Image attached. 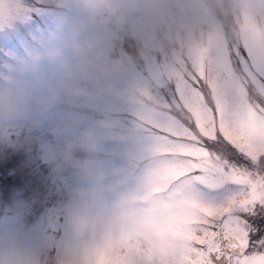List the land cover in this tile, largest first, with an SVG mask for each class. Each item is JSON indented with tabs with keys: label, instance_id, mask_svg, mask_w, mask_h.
I'll list each match as a JSON object with an SVG mask.
<instances>
[{
	"label": "clouds",
	"instance_id": "1",
	"mask_svg": "<svg viewBox=\"0 0 264 264\" xmlns=\"http://www.w3.org/2000/svg\"><path fill=\"white\" fill-rule=\"evenodd\" d=\"M87 22L97 31L87 39L72 41V59L60 49L47 53L61 71L54 82L37 70L36 61L22 62L15 74L0 75V145L18 146L19 130L31 120L33 103L47 109L60 90L70 95L110 93L134 113L132 122L104 113L101 128L89 127L73 134L62 145L46 149L45 158L57 171L78 169L98 184L103 172L94 160L78 159L77 149L95 155L105 139L125 145V178L103 191L86 186L68 189L67 243L51 264H145L158 248L173 249L175 229L201 213L208 198L183 172L179 138L185 128L176 114L187 99H169L155 82L131 76L122 86L109 82L88 88L81 81L96 82L125 66L129 57L110 46L113 35L136 41L138 58L155 61L159 79L176 88L180 82L200 77L211 97L221 85L232 97H240L241 75L228 71L225 50L247 44L258 62L264 63V0H80ZM16 0H0V27L19 12ZM29 73L32 79H28ZM239 104L229 111L237 122ZM245 175L264 187V136L245 137ZM260 173V175H257ZM0 264H42L26 240L0 237Z\"/></svg>",
	"mask_w": 264,
	"mask_h": 264
},
{
	"label": "rangeland",
	"instance_id": "2",
	"mask_svg": "<svg viewBox=\"0 0 264 264\" xmlns=\"http://www.w3.org/2000/svg\"><path fill=\"white\" fill-rule=\"evenodd\" d=\"M16 3L20 6L19 12L0 27V75L15 74L12 70L19 68L22 62L34 60L37 70L54 82L61 67L57 60L49 59L47 53L60 49L64 57L71 60L72 41L87 39L97 29L87 22L80 0H16ZM110 46L126 54L130 58L128 63L96 82L81 81L83 86L103 87L109 82L122 86L125 80L136 76L157 83L169 99L176 98L174 86L159 79L155 61L149 64L138 58L132 37L113 35ZM225 57L237 75L250 63L247 52L239 44H234L230 53L226 49ZM28 79H32L31 73ZM232 98L229 94L230 102ZM253 99L264 103L262 97L254 95ZM181 108L184 110L176 113L185 126L181 144L195 147L199 138L198 154H203V149L207 148L233 165L248 166L244 163L246 158L218 133L216 140L201 135L202 130L211 136V123L200 121L192 103H182ZM105 112L119 118L117 130L134 118V113L114 94L70 95L60 90L58 98L47 109L41 110L33 103L30 118L35 126L26 124L19 130L18 137L12 136L13 140L19 139L18 146L0 145V237L16 236L26 240L37 250L42 264H51L67 243L68 189L86 186L103 191L106 185L125 178V145L120 141L103 140L95 155L85 149L75 151L76 158L93 159L94 166L103 172L98 184L85 180L78 169L71 166L57 171L45 158L48 147L62 145L73 134L78 135L89 127L99 130ZM234 190L231 184L217 189H199L209 199L223 198ZM258 208L260 206L255 211L249 209L242 213L254 214Z\"/></svg>",
	"mask_w": 264,
	"mask_h": 264
},
{
	"label": "snow or ice",
	"instance_id": "3",
	"mask_svg": "<svg viewBox=\"0 0 264 264\" xmlns=\"http://www.w3.org/2000/svg\"><path fill=\"white\" fill-rule=\"evenodd\" d=\"M243 48L250 63L241 73L243 89L240 97H233L230 102L229 93L221 85H216L209 98L208 89L200 77L180 82L175 88V96L192 103L200 121L211 123V136L202 130L201 135L216 140L218 133L245 157V137L264 136V103L253 99L254 95L264 98V63L257 61L247 44ZM261 55H264V49ZM226 63L232 73L230 60L226 59ZM234 103L239 104L236 123L229 120ZM182 139L179 138V143ZM200 143L199 138L195 147L180 143L184 174L193 178L197 191L204 187L217 189L224 184H231L235 190L223 198H208L203 202L200 215L186 219L175 229L176 247H161L150 252L145 264H215L221 259L226 264H264V243H259L254 250L249 247L248 223L240 214L249 209L255 211L257 206L264 207V187L244 174L245 167L222 160L218 153L204 148L203 154H198ZM244 163L247 165L248 160Z\"/></svg>",
	"mask_w": 264,
	"mask_h": 264
},
{
	"label": "flooded vegetation",
	"instance_id": "4",
	"mask_svg": "<svg viewBox=\"0 0 264 264\" xmlns=\"http://www.w3.org/2000/svg\"><path fill=\"white\" fill-rule=\"evenodd\" d=\"M249 227V247L256 249L259 243H264V207L260 206L254 214L240 213Z\"/></svg>",
	"mask_w": 264,
	"mask_h": 264
},
{
	"label": "water",
	"instance_id": "5",
	"mask_svg": "<svg viewBox=\"0 0 264 264\" xmlns=\"http://www.w3.org/2000/svg\"><path fill=\"white\" fill-rule=\"evenodd\" d=\"M215 264H226V261H224L223 259L217 260Z\"/></svg>",
	"mask_w": 264,
	"mask_h": 264
}]
</instances>
